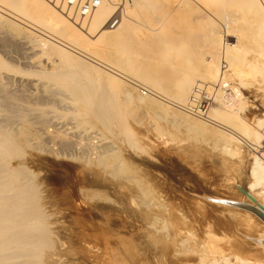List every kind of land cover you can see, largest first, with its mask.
<instances>
[{"label":"rangeland","instance_id":"obj_1","mask_svg":"<svg viewBox=\"0 0 264 264\" xmlns=\"http://www.w3.org/2000/svg\"><path fill=\"white\" fill-rule=\"evenodd\" d=\"M150 3L141 2L131 11L127 4L120 26L111 30L107 24L117 7L109 11L106 0L86 21L48 0H0V129L19 147L2 163L13 174L25 176L30 200L42 215L44 243L30 259L36 264H201L213 255L263 260V222L217 200L252 205L241 187L255 199L254 206L263 205L250 177L253 147L264 140L257 137L262 125L254 124L257 132L251 142L245 141L240 128L220 119L234 112L247 124L255 116L256 121L264 120L262 78L241 86L235 73L259 55L252 50L253 40L244 43L242 32L249 34L259 26L264 6L255 7L258 20L247 14L244 24L238 19L242 13L233 12L229 0ZM58 12L74 28L76 38L63 23L55 24ZM226 17L232 19L229 28ZM233 18L240 22L233 23ZM92 25L96 29L90 30ZM237 43L252 47L242 55L240 66L234 58ZM53 47L57 53L63 49L66 57H59ZM83 51L98 55H93L97 62L121 78L117 77L119 89L110 91L109 73ZM212 65L221 75L211 82L207 77ZM70 72V78L63 76ZM26 81L43 88L29 92ZM220 81L241 86L243 105L222 111L210 106V114L194 110L189 103L192 89L214 87ZM96 88L107 103L85 107L70 94L76 89L78 95H86L83 98L92 97ZM214 112L220 116L215 118ZM195 113L204 116L202 120H196ZM208 114L210 119H204ZM259 186L264 188V182ZM262 188L259 192H264ZM231 259L223 262L235 264Z\"/></svg>","mask_w":264,"mask_h":264},{"label":"bare ground","instance_id":"obj_2","mask_svg":"<svg viewBox=\"0 0 264 264\" xmlns=\"http://www.w3.org/2000/svg\"><path fill=\"white\" fill-rule=\"evenodd\" d=\"M104 1V0H103ZM148 1V0H147ZM146 0L145 1H143V0H130L129 1V3H128V7H130V11H131V9L133 8V7H137V6H140L141 7V2H145L146 4H147V6H149V4L148 3H150V1L151 0H149V2H147ZM191 1V0H190ZM194 1H196V0H194ZM202 1V0H201ZM205 2H207V3H216V2H220V0H204ZM117 2H118V0H106V4L109 6V11H111V10H114V9H116V7H115V5L117 4ZM206 3V4H207ZM229 6H231V7H233L234 8V10L235 11H233V12H239L240 14H241V18H240V16L238 15V19L239 20H243V22H245L247 19H248V16H249V18H251L252 16H254L257 20L259 19V17L258 16H256L255 15V13H257L256 11H257V9H256V11H254L255 10V7L256 6H258V5H263L264 6V0H229ZM150 4H152V3H150ZM197 4V3H196ZM144 6V5H143ZM153 5H151L150 7H152ZM228 6V7H229ZM3 7V6H2ZM154 7V6H153ZM145 8V7H144ZM6 9H8V8H6ZM217 9V8H216ZM230 9V8H229ZM10 10V9H9ZM98 10V9H97ZM123 10H125V8L123 9ZM27 11V10H26ZM34 11V10H33ZM115 11V10H114ZM254 12V13H253ZM27 13H29L28 11H27ZM59 14H58V17L55 19V18H53V20L55 21V24H57V22H59L60 21V23H63L62 25H64V27H66L65 29H71V31H73V33H74V28L69 24V22H67L65 19H64V17L62 16V14L60 13V12H58ZM219 14V13H218ZM231 14V13H230ZM238 14V13H237ZM248 14V16L247 17H245V15H247ZM252 15V16H251ZM257 15H258V13H257ZM261 15L262 14H260V19L258 20L259 22V26H258V24H257V26L259 27H257V26H254V29H252V32L250 33L249 32V34L247 33V34H244L243 32H242V34H243V37L245 38V40H244V43L245 42H247L248 40H250L251 39V42H252V40L254 41L253 43H251V44H253V49L252 50H254L255 52L258 50V52H257V54H259V55H255L253 58H254V60L252 61V62H247L245 65H243V67L245 68V69H241V70H238L237 69V71H235V73L237 72V76L241 79V83H240V85L241 86H246V85H248V83H250V80H252V79H254V78H257V77H261L262 79L261 80H263V82H264V62H262L261 61V57H260V55H262L263 57H264V17L262 16L261 17ZM39 16V15H38ZM114 16V15H113ZM112 16V17H113ZM234 17H235V15H233ZM251 16V17H250ZM63 17V18H62ZM111 17V18H112ZM253 17V18H254ZM69 18V17H68ZM110 18V19H111ZM226 18H228V17H226ZM252 18V19H253ZM36 19H38V18H36ZM71 19V18H70ZM109 19V20H110ZM229 19H231V18H228L226 21H228V28L231 26H229V22H230V20ZM235 18H233V23L235 22L236 24L237 23H239L240 21L236 18V20H234ZM28 20V19H27ZM86 20H88V19H86ZM86 20H83V21H86ZM232 20V19H231ZM51 21V20H50ZM109 22V21H108ZM31 23H33V22H31ZM53 23V22H52ZM67 25V26H65V24ZM232 23V22H231ZM49 24H51V23H49ZM55 24H54V26L53 27H55ZM102 24H105V22H102ZM244 24H247L246 22L244 23ZM58 25H61V24H59L58 23ZM57 25V26H58ZM96 25V24H95ZM95 25H92L91 26V28H90V30H92V29H96L95 28ZM51 26V25H50ZM120 26V25H119ZM235 26V25H234ZM63 26H61V28H62ZM68 27V28H67ZM235 28V27H234ZM255 28H257V29H255ZM8 29V28H7ZM63 29V28H62ZM63 30V32L64 33H67V31L69 30ZM109 29H111L110 27H109ZM114 29H116V28H114ZM231 29H233V28H231ZM230 29V30H231ZM236 29H238V27L236 28ZM46 30V29H45ZM89 30V31H90ZM112 30V29H111ZM230 30L228 31V33L230 32ZM234 30V29H233ZM239 30V29H238ZM9 31V30H8ZM24 31V30H23ZM61 34H63V36H64V33L62 32V30L61 31H59ZM70 32V31H69ZM72 33V32H71ZM231 33H233V32H230V34ZM234 33H236V32H234ZM69 34V33H68ZM75 34V33H74ZM74 34H71V35H74ZM15 35V34H14ZM57 35H58V33H57ZM67 35V34H66ZM65 35V36H66ZM71 35H69V36H71ZM76 35H77V33L74 35V37L76 38ZM244 35H246V36H244ZM22 36V35H21ZM68 36V37H69ZM1 37V36H0ZM14 37V36H13ZM60 37V36H59ZM73 37V36H72ZM24 38V37H23ZM22 38V39H23ZM66 38V37H65ZM64 38V39H65ZM78 38V37H77ZM5 39H6V37H5ZM41 39V38H40ZM70 39V38H69ZM35 40V39H34ZM9 41V40H8ZM27 41V40H26ZM7 42V41H6ZM14 42V41H13ZM75 42V41H74ZM242 42V41H241ZM249 42V41H248ZM247 42V43H248ZM70 43V42H69ZM76 43V42H75ZM250 43V42H249ZM23 44V43H22ZM81 44V43H80ZM79 44V45H80ZM243 44V43H242ZM254 44H256V45H254ZM48 45V44H47ZM70 45V44H69ZM83 45V44H82ZM9 46V45H8ZM248 46V44H246V46H242V47H239L238 46V43H237V45H235L234 47H233V50L234 51H236L237 53H235V55H234V58L236 59V62H237V65H239V61H240V63L241 64H243L242 63V61L240 60V59H242V55L244 54V53H246V52H248L249 51V49H251L252 47H250V48H248L247 47ZM45 47H46V45H45ZM65 47V46H64ZM80 47H82L81 45H80ZM83 47H84V45H83ZM82 47V49L83 50H85L84 48ZM230 47V46H229ZM13 48H14V46H13ZM36 48V47H35ZM54 48V47H53ZM56 48V47H55ZM54 48V49H55ZM85 48H86V46H85ZM54 49H51V51L54 53L55 52V50ZM133 49V48H132ZM1 50V49H0ZM13 50V49H12ZM22 50V49H21ZM56 50H57V48H56ZM60 50V49H59ZM78 50H81V48H78ZM62 51H63V49H62ZM62 51H60V53H57L58 52V50L55 52V53H57V54H59L58 56L59 57H61V58H65L66 56L64 55V54H66V52L65 51H63V53H62ZM142 51H144V50H142ZM190 51V50H189ZM251 51V50H250ZM84 52V51H83ZM137 52H139L138 50H137ZM230 52V51H229ZM14 53V52H13ZM187 53H189V52H187ZM260 53H262V54H260ZM1 54V53H0ZM84 54H86L87 55V57H90L91 59H94V61L96 60V62H94V64H96L98 67H100V68H102V69H104L105 70V72L107 73H109V74H107L108 76H106V77H108V79L109 80H111V90L110 91H114V90H116V89H119L117 86L119 85L118 83H119V79H121V78H119L118 77V75H117V77L119 78L118 80H117V77L115 76V75H113V71H111L110 69H108L107 67H105V66H103V65H100L98 62H97V59L96 58H94L96 55L95 54H93V55H95V56H93L92 54H90V53H88V52H84ZM252 54V53H251ZM255 53L253 52V55H254ZM49 55V54H48ZM54 54H52V56H53ZM67 55H69V54H67ZM246 55H247V53H246ZM98 56V55H97ZM96 56V57H97ZM233 56V55H232ZM231 56V57H232ZM73 57V56H72ZM72 57H70V58H72ZM119 57V56H118ZM138 57V56H137ZM140 57V56H139ZM142 57V56H141ZM48 58V57H47ZM60 58V59H61ZM68 58H69V56H68ZM143 58V57H142ZM145 58V57H144ZM148 58V57H147ZM247 58V57H246ZM251 58V57H250ZM31 59V58H30ZM58 59V58H57ZM56 59V60H57ZM73 60L75 59H77V58H72ZM87 59V58H86ZM100 59V58H99ZM137 59V58H136ZM141 59V58H140ZM149 59V58H148ZM152 59V58H151ZM150 59V60H151ZM188 59V58H187ZM231 59V58H230ZM264 59V58H263ZM128 60V59H127ZM149 60V61H150ZM155 60H156V58H155ZM166 60H167V58H166ZM52 61V60H51ZM59 61V60H58ZM67 61V60H66ZM89 61H91V60H89ZM135 61V60H134ZM152 61V60H151ZM168 61V60H167ZM182 61V60H181ZM188 61V60H187ZM191 61V60H190ZM232 61H234V60H232ZM231 61V62H232ZM251 61V60H250ZM35 62V61H34ZM50 62V61H49ZM60 62V61H59ZM58 62V63H59ZM132 62H133V60H132ZM169 63H170V60L168 61ZM189 62V61H188ZM235 62V63H236ZM28 63V62H27ZM31 63V62H30ZM33 63V62H32ZM54 63V62H53ZM67 63H69L68 61H67ZM87 62H85V64H86ZM122 63V62H121ZM157 63V62H156ZM72 64H74V63H72ZM88 64V63H87ZM105 64V63H104ZM132 64V63H131ZM148 65H149V62L147 63ZM150 64H152L151 62H150ZM153 64H155V63H153ZM152 64V65H153ZM160 64H161V61H160ZM171 64V63H170ZM31 65V64H30ZM58 65V64H57ZM76 65V64H75ZM146 65V64H145ZM171 65H173L172 66V68L174 67V64H171ZM14 66V65H13ZM33 66V65H32ZM35 66V65H34ZM67 66V65H66ZM69 66V65H68ZM72 65H71V63H70V66L69 67H71ZM77 66V65H76ZM85 65H83V66H81L82 67V69H83V67H84ZM89 66V65H88ZM109 66V65H108ZM118 66V65H117ZM142 66V65H141ZM141 66H140V68H141ZM154 66V65H153ZM152 66V67H153ZM161 66H162V64H161ZM186 66V65H185ZM213 66V65H212ZM212 66H208L209 68H210V76H209V74H208V77L207 78H209L208 80L209 81H214L216 78H217V76H219V74L221 73V71H219V70H215L216 68H214V66L212 67ZM233 66H235V65H233ZM232 66V67H233ZM240 66V65H239ZM0 67H3V65L2 64H0ZM45 67V66H44ZM68 67V68H69ZM79 67V66H78ZM94 67H96L95 65H94ZM115 67V66H114ZM114 67H112V68H114ZM156 67H159V66H156ZM166 67V66H165ZM177 67V66H176ZM187 67H188V65H187ZM238 67V66H237ZM33 68V67H32ZM36 68V67H35ZM56 68H57V66H56ZM55 68V69H56ZM75 68V67H74ZM130 68V67H129ZM148 68H149V66H148ZM171 68V69H172ZM175 68V67H174ZM209 68H207V70L206 71H208L209 70ZM22 69V68H21ZM27 69V68H26ZM48 69V68H47ZM54 69V68H53ZM58 69H59V66H58ZM78 69V68H77ZM81 69V68H80ZM95 69V68H94ZM146 69V68H145ZM150 69V68H149ZM162 69V68H161ZM160 69V70H161ZM167 69V68H166ZM180 68L178 67V69L177 70H179ZM185 69V68H184ZM232 69V71H233V73H234V69L233 68H231ZM230 69V70H231ZM29 70V69H28ZM61 70V69H60ZM84 70V69H83ZM87 70V69H86ZM107 70V71H106ZM128 70V69H127ZM141 70V69H140ZM158 70V69H157ZM180 70H182V69H180ZM186 70H187V68H186ZM191 70V69H190ZM78 71H80V70H78ZM101 71V70H100ZM135 71V70H134ZM148 71V70H147ZM167 71V70H166ZM183 71V70H182ZM2 72V71H1ZM36 72V71H35ZM49 72V71H48ZM84 72V71H83ZM112 72V73H111ZM160 72V71H159ZM158 72V73H159ZM165 72V71H164ZM169 72V71H168ZM171 72V71H170ZM183 72H185V71H183ZM182 72V73H183ZM192 72V71H191ZM32 73V72H31ZM54 74L56 73V72H53ZM117 73V72H116ZM138 73V72H137ZM146 73V72H145ZM154 73V72H153ZM163 73V72H162ZM180 73V72H179ZM187 73V72H186ZM62 74V73H61ZM61 74H59V75H61ZM81 74H82V72H81ZM84 74V73H83ZM172 74V73H171ZM188 74V73H187ZM51 75V74H50ZM56 75H58V73H56ZM58 75V76H59ZM221 75V74H220ZM53 76V75H52ZM55 76V75H54ZM63 76L64 77H66V78H70L71 76H73V73H66V74H64L63 73ZM104 76H105V74H104ZM162 76H164V75H162ZM173 76H175V75H173ZM182 76H186V74H184V75H182ZM182 76H180V77H182ZM191 76V75H190ZM206 74H205V79H206ZM7 77V76H6ZM4 78V79H6V80H10V79H8V78ZM125 77V76H124ZM158 77H160L161 78V76H158ZM177 77V76H176ZM179 77V78H180ZM192 77V76H191ZM203 77V75L200 77V78H202ZM142 78V77H141ZM172 78V77H171ZM195 78V77H194ZM176 79V78H175ZM190 79H192V78H190ZM202 79H204V77L202 78ZM16 80V79H15ZM24 80V79H23ZM124 80V79H123ZM123 80H120V81H123ZM163 80V79H162ZM161 80V81H162ZM183 80V79H182ZM188 80H189V78H188ZM260 80V79H259ZM8 81L6 82V83H8ZM35 81V80H34ZM187 81V80H186ZM1 82V81H0ZM10 82V81H9ZM13 82V81H12ZM17 82V81H16ZM23 82H25V81H23ZM36 82V81H35ZM46 82V81H45ZM44 82V85L46 84ZM125 82H126V80H125ZM125 82H122V84L123 83H125ZM127 82H129L128 80H127ZM163 82H165V80L163 81ZM210 82V83H211ZM252 82V81H251ZM41 83H42V81H41ZM41 83H39V84H41ZM51 83V82H50ZM90 83H92V85L94 86V85H96V84H93L94 82L91 80L90 81ZM121 83V82H120ZM174 83V82H173ZM178 83V82H177ZM176 83V84H177ZM187 83H188V81H187ZM209 83V84H210ZM256 83V82H255ZM262 83V82H261ZM9 84V83H8ZM21 84H22V87L21 88H23V83L21 82ZM53 84V83H52ZM51 84V85H52ZM58 84V83H57ZM126 84V83H125ZM132 84V83H131ZM176 84H174V85H176ZM258 84V83H257ZM19 85V84H18ZM121 85V84H120ZM138 85V84H137ZM173 85V86H174ZM188 85V84H187ZM250 85H251V83H250ZM256 85V84H255ZM17 86V85H16ZM26 86V89H27V91H29L30 92V90H33V91H37V90H40L41 88H43L41 85L39 86L38 85V83H33V81L31 82V81H26V83H25V85H24V87ZM123 86V85H122ZM127 86H130V85H127ZM139 86V85H138ZM209 86V85H208ZM212 86V85H211ZM210 86V88L209 87H195V88H193L192 89V92H191V97H190V100H189V103H190V105L193 107V109L195 110V109H199V111H203V113L205 114L206 112H209L210 110H209V107L210 106H212L213 108H214V110H216V111H222V110H236V109H238V108H240L242 105H243V103H244V101L240 98L241 97V95H242V90H241V86L240 87H237V86H233L232 84H230L229 82H227V81H220V83L219 84H217L216 86H212L211 87ZM41 87V88H40ZM52 87V86H51ZM60 86H58V88H59ZM75 87V86H74ZM117 87V88H116ZM126 87V86H125ZM131 87V86H130ZM137 87V86H136ZM176 87V86H175ZM182 87H183V85H182ZM20 88V87H19ZM40 88V89H39ZM48 88V87H47ZM62 86H61V88H59V89H61V90H59V91H61L62 92ZM89 88V87H88ZM133 89H135L134 87H132ZM177 88V87H176ZM187 88V87H186ZM207 88H209V89H207ZM49 89V88H48ZM56 89V88H55ZM74 89V88H73ZM93 89V88H92ZM188 89V88H187ZM257 89V88H256ZM42 90V89H41ZM50 90V89H49ZM64 90V89H63ZM76 90V89H75ZM75 90H71L70 91V94L71 95H73V97H72V99H76V101H79L81 104H83L85 107H91V106H93L94 104H95V102L96 103H99V104H102V103H107V100H105V97H103V95L102 94H99V91L100 92H102L101 90H99V89H97L96 88V90H95V93H93V94H91L92 95V97H86V98H83V96L82 95H84V94H81V96L80 95H78L77 93V91H75ZM89 90H90V88H89ZM178 90V89H177ZM53 91V90H52ZM87 91V90H86ZM91 91V90H90ZM93 92H94V89L92 90ZM133 91V90H132ZM145 91V90H144ZM160 91V90H159ZM158 91V92H159ZM138 92V91H137ZM162 94L163 93H166V90H163V91H160ZM174 92H177V91H175L174 90ZM179 92H181V91H179ZM83 93V92H82ZM90 93V92H89ZM98 93V94H97ZM141 93V92H140ZM70 94H69V96H70ZM94 94H97L96 96H97V98H96V96H93ZM157 94V93H156ZM122 95V94H121ZM167 95H169V93H167ZM84 96H86V95H84ZM152 96H154V95H151V97ZM158 97V96H157ZM169 97V96H168ZM93 98H96V99H93ZM161 98V97H160ZM56 99V98H55ZM68 99V98H67ZM150 100L149 101H151V102H154V100H153V98H149ZM155 99V98H154ZM74 100H69V101H74ZM47 101H49V100H47ZM51 101H53V100H51ZM61 101V100H60ZM59 101V102H60ZM158 101V100H157ZM156 100H155V103H158ZM102 102V103H101ZM164 102V101H163ZM61 103V102H60ZM77 103V102H76ZM79 103V104H80ZM154 103V104H155ZM66 104V103H65ZM78 103H77V105H79ZM82 105V106H83ZM66 106V105H65ZM75 107V106H74ZM124 107V106H123ZM249 107V106H248ZM77 108H79V107H77ZM81 109H83L84 110V107L83 108H81ZM109 110V109H108ZM213 110V111H214ZM104 111V110H103ZM212 111V112H213ZM249 111V110H248ZM77 112V111H76ZM109 112V111H108ZM188 112V111H187ZM200 113V112H199ZM203 113H201L202 115H204ZM215 113V112H214ZM233 113V116H232V114H231V117H228L226 120H225V118H222V119H220L221 121H224V122H226V123H230L231 125H232V127L234 126V127H237V128H240V130H241V132H243L242 134H244L243 136V138H245L244 140L245 141H251V142H254V137L253 136H256V130H255V126H254V124H259V125H262L261 126V136H257V137H262L263 139H264V120H261V119H258L257 121H256V116L254 117V118H251L250 120H251V122H250V124H247V123H245V122H243L242 120H240L239 118H238V114L237 113H235V114H237V115H235L234 114V112H232ZM245 113V112H244ZM125 114V113H124ZM189 114V113H188ZM196 114V113H195ZM207 114V113H206ZM209 114H210V112H209ZM209 114H208V117H207V115H205L206 117L204 118V119H206V118H208V119H210L209 118ZM197 115V116H196ZM194 117H196V120L199 118V120L201 119L202 120V117H204V116H200L199 117V115L198 114H196ZM213 115V114H212ZM216 115V117L215 118H217V116L219 117L220 115H217L216 113L214 114V116ZM23 116V115H22ZM240 116H241V114H240ZM190 117V116H189ZM193 117V116H192ZM211 117V116H210ZM213 117V116H212ZM109 118V117H108ZM245 118V117H244ZM248 118V117H247ZM191 119H193V118H191ZM203 119V120H204ZM212 119V118H211ZM218 119V120H219ZM242 119V118H241ZM193 120H195V118L193 119ZM195 120V121H196ZM206 122H209L208 120H205ZM248 121V120H247ZM83 122V121H82ZM196 123H198V122H196ZM210 123V122H209ZM214 122H212V124H213ZM199 125H202V124H200V122L198 123ZM220 124V123H219ZM204 125V124H203ZM218 126V125H217ZM1 128V127H0ZM222 128V127H221ZM257 128V127H256ZM67 129H69V128H67ZM201 129V128H200ZM217 129H220V128H217ZM224 130V129H223ZM225 131V130H224ZM220 132V131H219ZM8 133V132H7ZM22 133V132H21ZM71 133V132H70ZM220 133H222V132H220ZM259 133V132H258ZM27 134V133H26ZM239 134V133H238ZM235 135V134H234ZM263 135V136H262ZM23 136H25V135H23ZM27 136V135H26ZM29 137V136H28ZM229 137V135L228 136H226V138H228ZM258 138V139H259ZM261 138V139H262ZM229 139V138H228ZM227 139V140H228ZM231 139V138H230ZM258 139H257V141H258ZM23 140V139H22ZM253 140V141H252ZM256 141V140H255ZM261 141V140H260ZM259 141V142H260ZM258 142V143H259ZM262 142L263 141H261V143H259V144H257V143H255V144H257V146H255V144H253L255 147H253L254 148V150L256 149V148H258L261 144H262ZM23 143V142H22ZM226 146H229V145H226ZM225 148V147H224ZM229 147H227L226 148V150L225 151H227V149H228ZM230 149V148H229ZM17 150H19V147L17 146V145H15L13 142H12V139H11V137L8 135V134H6L5 132H3L1 129H0V264H17V261L18 260H20V259H25V261L24 262H26V264H36V262L35 261H30V259H31V257H33V256H35L36 254H37V252H38V250H39V248H41L40 246L42 245V242L44 243V240H42L43 238H44V233H43V228H42V226L40 225V221H41V217H42V215L39 213L40 211L38 210V208H36V206L31 202V196H32V193L30 192V191H28V183L26 182V180H24L25 178V176L24 175H22V174H19V172H18V174L16 173V174H13L11 171H9V168H7L6 166V163H5V165H3V163H2V161L4 160V158L5 157H7L9 154H11V153H14V151L15 152H17ZM231 151H233V150H231ZM254 154V153H253ZM253 159V162L250 164V167H251V170H250V172H251V175H250V177L252 176L253 177V180H252V178H251V180L254 182V183H252V187H254L255 189H257V195L258 196H260V197H263V199H262V202H263V205H261V206H259V207H262L263 209H264V192H259L260 191V188H262L261 186H259V185H261V182L263 183L264 182V165L258 160V158L256 157V156H254V158H252ZM11 168V167H10ZM12 169V168H11ZM10 169V170H11ZM13 170V169H12ZM17 171V170H16ZM15 171V172H16ZM26 182L27 184H25L24 182ZM30 182V181H29ZM31 187V186H30ZM239 188H241V187H239ZM238 188V189H239ZM34 189V188H33ZM241 189H243V188H241ZM262 189H264V188H262ZM244 190V189H243ZM32 191V190H31ZM242 194V193H241ZM34 196V195H33ZM244 196V195H243ZM251 196V195H250ZM245 197V196H244ZM252 197V196H251ZM245 198H247V197H245ZM253 198V197H252ZM217 199V198H216ZM222 199V198H221ZM248 199V198H247ZM254 199V198H253ZM249 200V199H248ZM218 202H219V204L220 205H223V206H227V205H232V206H234L235 208H237V209H242V205H244V204H246V203H237V202H233V201H227V200H217ZM250 201V200H249ZM254 201H255V199H254ZM34 202V201H33ZM31 203H32V205H31ZM250 203L252 204V205H250V206H253V207H258V206H254L255 205V203H256V201L253 203V202H251L250 201ZM216 204H218V203H216ZM218 204V205H219ZM246 205H249V204H246ZM38 207V206H37ZM243 210V209H242ZM245 211V210H244ZM247 212H249V211H247ZM249 213H251V212H249ZM251 214H253V213H251ZM254 215V214H253ZM258 220H260L256 215H254ZM261 221V220H260ZM263 225H264V223H262ZM47 237H45V239H46ZM263 239H264V235H263ZM263 239H262V241H263ZM261 244V243H260ZM156 245V244H155ZM43 247V246H42ZM216 248V247H215ZM252 249V248H251ZM255 250V249H254ZM260 253L262 254V257H263V260L262 261H258V259H257V263H255V262H250V261H246L245 259H243V257L241 258V257H233L232 259L231 258H229V257H226V255H213V256H209V257H207L206 259H203L204 260V262L202 263V262H200L201 264H223L224 262L223 261H227V263H228V261L231 259V260H233V262L235 263V264H264V246H263V242H262V244H261V250H260ZM258 254V253H257ZM261 257V258H262ZM259 258V257H258ZM253 260V259H252ZM256 261V260H255ZM223 262V263H222ZM184 263V262H183ZM25 264V263H24ZM37 264H39V263H37ZM41 264H43L42 262H41ZM225 264V263H224Z\"/></svg>","mask_w":264,"mask_h":264},{"label":"built area","instance_id":"obj_3","mask_svg":"<svg viewBox=\"0 0 264 264\" xmlns=\"http://www.w3.org/2000/svg\"><path fill=\"white\" fill-rule=\"evenodd\" d=\"M54 6L60 9V11L71 14L75 18L80 20L89 19L101 6L103 0H48ZM130 0H118L117 11L114 16L109 20L107 27L114 29L118 27L123 19V9L129 3ZM254 155L264 165V140L262 144L256 148Z\"/></svg>","mask_w":264,"mask_h":264},{"label":"water","instance_id":"obj_4","mask_svg":"<svg viewBox=\"0 0 264 264\" xmlns=\"http://www.w3.org/2000/svg\"><path fill=\"white\" fill-rule=\"evenodd\" d=\"M239 191L245 196L247 197L251 202H255L254 199L243 189L239 188ZM242 209L245 211H249L251 213H253L254 215H256L263 223H264V209L262 207H253L250 205H242ZM263 246H264V239H263Z\"/></svg>","mask_w":264,"mask_h":264}]
</instances>
